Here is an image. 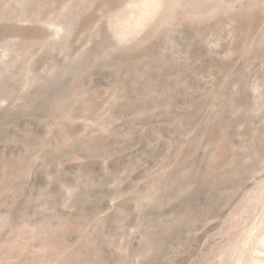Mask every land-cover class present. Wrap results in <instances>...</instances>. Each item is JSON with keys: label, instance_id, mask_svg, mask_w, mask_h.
I'll return each instance as SVG.
<instances>
[{"label": "rangeland", "instance_id": "1", "mask_svg": "<svg viewBox=\"0 0 264 264\" xmlns=\"http://www.w3.org/2000/svg\"><path fill=\"white\" fill-rule=\"evenodd\" d=\"M263 36L264 0H0V264H264Z\"/></svg>", "mask_w": 264, "mask_h": 264}, {"label": "bare ground", "instance_id": "2", "mask_svg": "<svg viewBox=\"0 0 264 264\" xmlns=\"http://www.w3.org/2000/svg\"><path fill=\"white\" fill-rule=\"evenodd\" d=\"M155 2H156V1H155ZM147 3H148V2H147ZM147 3H146V4H147ZM145 6H146V5H145ZM148 6H149V5H148ZM262 35H263V34H262ZM263 37H264V36H263ZM260 39H262V38H260ZM234 90H235V89H234Z\"/></svg>", "mask_w": 264, "mask_h": 264}]
</instances>
